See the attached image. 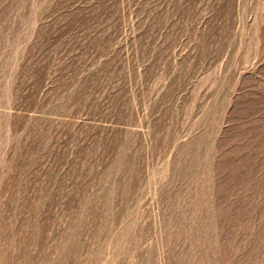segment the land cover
<instances>
[{
    "label": "rangeland",
    "instance_id": "1",
    "mask_svg": "<svg viewBox=\"0 0 264 264\" xmlns=\"http://www.w3.org/2000/svg\"><path fill=\"white\" fill-rule=\"evenodd\" d=\"M0 264H264V0H0Z\"/></svg>",
    "mask_w": 264,
    "mask_h": 264
}]
</instances>
